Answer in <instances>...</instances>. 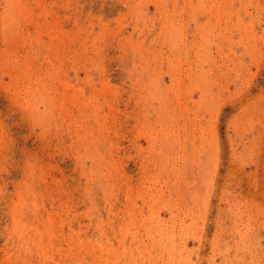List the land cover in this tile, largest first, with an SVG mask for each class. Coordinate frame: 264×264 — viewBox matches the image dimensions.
I'll use <instances>...</instances> for the list:
<instances>
[{
    "label": "rangeland",
    "instance_id": "1",
    "mask_svg": "<svg viewBox=\"0 0 264 264\" xmlns=\"http://www.w3.org/2000/svg\"><path fill=\"white\" fill-rule=\"evenodd\" d=\"M0 264H264V0H0Z\"/></svg>",
    "mask_w": 264,
    "mask_h": 264
}]
</instances>
